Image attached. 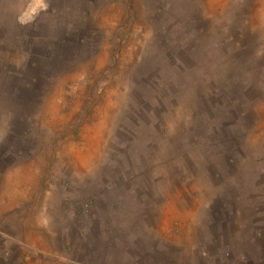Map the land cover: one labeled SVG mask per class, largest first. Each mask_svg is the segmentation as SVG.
Returning a JSON list of instances; mask_svg holds the SVG:
<instances>
[{
  "label": "rangeland",
  "instance_id": "1",
  "mask_svg": "<svg viewBox=\"0 0 264 264\" xmlns=\"http://www.w3.org/2000/svg\"><path fill=\"white\" fill-rule=\"evenodd\" d=\"M48 230L55 264H264V0H0V247Z\"/></svg>",
  "mask_w": 264,
  "mask_h": 264
},
{
  "label": "crops",
  "instance_id": "2",
  "mask_svg": "<svg viewBox=\"0 0 264 264\" xmlns=\"http://www.w3.org/2000/svg\"><path fill=\"white\" fill-rule=\"evenodd\" d=\"M18 179L6 181V195L12 196L14 188L19 187ZM58 236L51 230L33 231L30 235L11 234L5 232L0 247V256L5 264H55L53 260L46 261L43 257L62 255L58 247Z\"/></svg>",
  "mask_w": 264,
  "mask_h": 264
}]
</instances>
